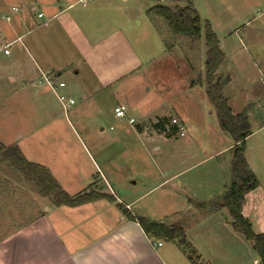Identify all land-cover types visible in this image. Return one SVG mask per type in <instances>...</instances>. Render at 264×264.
Returning <instances> with one entry per match:
<instances>
[{"label":"rangeland","instance_id":"1","mask_svg":"<svg viewBox=\"0 0 264 264\" xmlns=\"http://www.w3.org/2000/svg\"><path fill=\"white\" fill-rule=\"evenodd\" d=\"M13 1L0 0V7ZM189 2L200 18L201 39L205 25L209 24L224 53L216 76L219 83L225 80L220 86L232 112L237 114L246 110L248 113L251 134L245 140V158L258 182L257 189L252 192L258 202L252 210L247 208L244 216L250 220L255 233H264V0H115L113 6L106 1L104 5L93 3L102 10L103 14H100L104 18L114 16L141 63L138 73L120 77L117 70L121 64L110 60L108 67L112 72L105 76L117 77L118 81L107 86H101L83 64L78 66L81 74L76 78L73 75L76 63L72 68L63 66L71 50L66 43L58 46L54 42L56 27L52 32L49 27L39 25L28 34L21 31L26 33V40L34 36L40 41L45 40L47 51L43 53L46 60L48 63L58 62L56 66L63 69L58 81H63L65 87L57 89V93L72 97L75 103L64 111L55 94L43 83L39 86L32 84L33 80H27L23 88L15 86L7 93L0 91V143L17 145L23 156L34 163H51L54 168L75 165L84 174L91 172L96 180L92 189L97 188V191L100 188L108 191L102 179L105 177L110 187L121 195L107 174L108 168L118 166L121 179H125L130 174L128 169L138 175L140 171L149 174L170 165L176 170L195 164L176 181L192 180L196 185L210 183L213 169L217 168L215 165H222L223 156L231 159V151L217 158H206L231 140L229 137L226 138L230 141L218 138L222 133L216 111L206 96V54L204 52L201 58V45L188 37L179 39L180 44H174L177 35L169 30L165 21L146 12L156 4L176 8ZM34 17L37 23L42 21L36 18V14ZM11 37L8 31L0 29V45L10 44L12 49L9 61L15 62V54L22 52L20 56L24 57V52L32 53L23 38L18 42L8 40ZM0 60L3 61L1 55ZM130 63L127 58L123 64ZM49 66L41 67L47 70ZM120 103L127 107L125 118H116L113 114L114 106ZM155 115L179 117L184 123L185 136L156 134L152 140L141 138L132 132L135 126L127 124L132 117L142 120L150 128L149 119H156ZM123 131L127 136L118 140L116 137ZM135 177L130 176L133 180L139 178ZM23 179L26 180L20 171L0 159V223L4 221L3 217L10 215V223L32 215L29 198L20 196L21 191H26L19 187V181ZM151 179H156V175L152 174ZM33 186L37 188L33 182L28 189L33 191ZM82 189L68 191L74 193ZM166 191L167 188L158 189L140 201L137 207L143 206V213L151 219L157 217L163 208L169 211L176 205V208L184 209L176 217V222L185 228L186 238L199 249L201 262L253 264L257 259L245 237L231 228L229 213L211 208L199 210L195 202L187 204L182 196L178 202L175 197H167ZM22 200H25L26 208L21 206ZM48 200L52 202L51 198Z\"/></svg>","mask_w":264,"mask_h":264},{"label":"crops","instance_id":"2","mask_svg":"<svg viewBox=\"0 0 264 264\" xmlns=\"http://www.w3.org/2000/svg\"><path fill=\"white\" fill-rule=\"evenodd\" d=\"M105 1L111 6L115 3V0H15L6 5V7H0V16L12 5L22 8V13L16 14L15 17L12 16L10 24L0 18V29H2V32L8 31L11 34L12 37L8 38V40L12 39V41H15L18 37H21V40L23 38L27 43L26 46L32 52L31 54L35 57L28 51L24 52L26 56L22 57L23 55L20 56L21 52L17 55L15 54V62H11L9 57L12 56V49H10L9 56L4 55L0 50V55L3 57V61L0 60V91L7 93L9 89L15 86L18 88L22 86L23 88V84H26L27 80H33L32 84L39 86L35 82H37L36 78L39 76L40 71L44 70L41 66L50 65L43 72L53 73L57 76V79L62 75L63 69H59L56 66L59 64L58 62L48 63L49 61L46 60L47 57L43 53L47 51L45 40L40 41L36 36L25 39V34H28L31 30L33 31V28L35 29L37 25L39 27H49L51 32L52 28L56 27L54 42L58 46L64 43L69 45L71 54L68 55V59L65 60L66 63L63 66L72 68V65L76 63L77 66H75L73 74L75 78L80 77L81 73L78 66L83 64L88 67L87 69L94 75L96 81L101 83V86H107L115 80L118 81L117 77L105 76L112 72L110 67H108L111 63L110 60H116L121 64L117 70V76L124 77L129 73H138L137 69L141 63L137 58V53L130 45L126 32L119 27L113 15L104 18L100 14L102 10L93 6V3L96 2L104 5ZM38 6L41 9H38ZM180 7H183V5ZM39 13H42L41 17H38ZM35 14L39 21L42 20L41 22L37 23L35 21ZM23 30L26 33H21ZM175 37L178 40H173L174 44H180L181 41L179 39L184 38L180 35ZM195 42L201 45L199 47L202 58L204 52L206 54V48L204 49L202 46L204 40L200 39ZM1 47L0 45V49ZM60 55L62 56L61 53ZM6 58H8V61L5 62ZM127 58L130 59L131 63L124 65L123 63ZM84 98L86 99L87 96L84 95ZM227 104L229 105L228 99ZM170 106L172 107L171 104ZM230 109L232 108L230 107ZM155 116L156 119H149L148 125L150 128L142 120L134 119L133 123L127 122V124L134 125L135 130H132V132L135 136H140L141 138L144 136L152 140L156 134L164 137L178 135L177 128L170 123V119L176 118L182 123L179 117L174 115L170 117L165 115L161 117ZM164 119L166 120L165 122H160ZM221 133L218 134L219 139L224 137L226 141L231 140L227 134L222 131ZM123 136H127L124 131L116 138L120 140ZM226 137H229L230 140ZM153 142L150 143L152 146ZM232 145L233 142L231 140L226 146L210 155L206 160L217 158L230 152ZM155 149L157 150V148ZM245 153L244 151L246 156ZM229 157L223 156L222 165H215L217 168L213 169L214 175L210 180L211 182L205 183V185H196L192 180L180 183L176 181L178 177L191 171L195 164L176 170L170 165L158 168V170L149 172V174L140 171L141 173H138V175L128 169L130 174L125 175V179H121V175H119L120 166L108 168L107 174L113 185L120 189L121 195H118L113 187H110L107 183L108 179L106 178V181L105 177H102V179L108 187V191H103L100 188L98 192L112 195L115 202H110L107 199H98L74 207L56 206L48 200L50 197L48 198L47 196V199L46 197L44 198L46 196L44 195L42 198L38 188L33 186L35 189L33 191L29 190V184L32 182L24 179L20 180V189L30 192L25 194L26 191H21L20 196L23 199L29 198L30 205L28 207L31 206L33 212L32 215L20 222L10 223L8 218H12V215L2 218L4 221L0 223V227H4L0 230V264H193L188 259V252H191L196 257L198 264H206L200 261L199 249L191 240L186 238L185 228L182 227L184 239L189 249H186L178 240H157L146 235L138 223L130 220L127 214L118 207V204H121L127 213L132 216L144 217L150 221L167 225L178 224L176 217L180 216L184 209L176 208V205L171 207L169 211H167V208H163L157 217L151 219V217L145 215L146 213H143L144 207H137V204L153 192L163 188H167V197H175L178 202L181 196L187 204L208 202L216 199L221 201L230 183L231 159ZM246 163L249 169L247 160ZM41 165L50 171L61 188L70 196L92 189L96 182L91 172L84 174L75 165H63L60 168H54L51 163ZM152 174L156 175V179H151ZM130 176L132 178L138 176L139 178L133 180ZM153 180L157 181L154 184H150ZM138 182L143 189L138 188L140 187ZM81 187H83L82 190L69 193L71 189L76 190ZM94 190L97 191V188ZM254 190L245 195L242 206L243 215L247 208L256 207L258 201L252 193ZM129 193L132 195L128 196ZM185 197H187V200H185ZM21 206L26 208L25 200L21 201ZM218 210L222 213H228L226 208ZM256 210H259V208ZM159 242L161 243L160 245H158ZM253 264H260L258 257L253 261Z\"/></svg>","mask_w":264,"mask_h":264},{"label":"trees","instance_id":"3","mask_svg":"<svg viewBox=\"0 0 264 264\" xmlns=\"http://www.w3.org/2000/svg\"><path fill=\"white\" fill-rule=\"evenodd\" d=\"M146 12L149 15H156L162 18L169 30L176 35L188 37L194 41L201 39L200 18L190 2L186 6L176 8L156 4L148 8ZM203 40L206 46L204 62L206 96L216 111L220 130L231 138L233 145L230 160V183L221 201L197 202L196 207L199 210L226 208L231 217L233 231L243 235L250 242L252 249L259 259V263L264 264V234L255 233L252 230L250 220L242 214L245 195L254 190L258 185L256 176L247 167L244 155L245 139L251 134L247 111L243 110L240 113L234 114L227 104V98L222 93V87L220 86L216 72L224 60V53L220 49L219 41L209 24L205 25ZM165 121L164 119L160 122ZM0 159L8 162L12 167L20 171L26 180L34 182L37 188L44 195L50 197L56 206L65 205L74 207L98 199H107L110 202H115L112 195L100 193L94 189L70 196L61 188L45 166L27 160L17 145L6 146L0 143ZM118 207L127 214L130 220L138 223L146 235L157 240H178L186 249H189L188 244L185 242L184 230L181 225H167L150 221L144 217L132 216L127 213L121 204H118ZM187 254L188 259L193 264H198L196 257L191 252Z\"/></svg>","mask_w":264,"mask_h":264},{"label":"built area","instance_id":"4","mask_svg":"<svg viewBox=\"0 0 264 264\" xmlns=\"http://www.w3.org/2000/svg\"><path fill=\"white\" fill-rule=\"evenodd\" d=\"M20 13H22V8L16 5H12L9 7V9L6 12H4L0 16V18L6 23L10 24L12 21V16L16 14H20ZM41 16H42V13H39L38 17H41ZM16 41L20 42L21 37L16 38ZM0 50L2 51L4 55L9 56L10 55V44L3 45ZM42 83L48 86V88L55 94L57 100L60 102L64 111H67L74 104V99H72L71 97H67L64 94L57 93V89L64 88L65 83L63 81H58L57 76L55 74L50 73V72L40 71L37 85L42 84ZM126 111H127V107L124 104H118L113 108V114L116 118H125ZM128 122L133 123L134 119L129 118ZM170 123L177 128V133L179 136H184L185 127L178 119L171 118ZM160 244L161 243L159 242L158 245Z\"/></svg>","mask_w":264,"mask_h":264},{"label":"water","instance_id":"5","mask_svg":"<svg viewBox=\"0 0 264 264\" xmlns=\"http://www.w3.org/2000/svg\"><path fill=\"white\" fill-rule=\"evenodd\" d=\"M224 83H225V80H222V81L220 82L221 85L224 84Z\"/></svg>","mask_w":264,"mask_h":264}]
</instances>
